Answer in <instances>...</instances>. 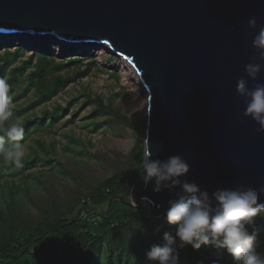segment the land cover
Returning a JSON list of instances; mask_svg holds the SVG:
<instances>
[{
	"label": "water",
	"instance_id": "obj_1",
	"mask_svg": "<svg viewBox=\"0 0 264 264\" xmlns=\"http://www.w3.org/2000/svg\"><path fill=\"white\" fill-rule=\"evenodd\" d=\"M0 35L105 46L136 71L145 179L128 207L264 209V0H0Z\"/></svg>",
	"mask_w": 264,
	"mask_h": 264
},
{
	"label": "trees",
	"instance_id": "obj_2",
	"mask_svg": "<svg viewBox=\"0 0 264 264\" xmlns=\"http://www.w3.org/2000/svg\"><path fill=\"white\" fill-rule=\"evenodd\" d=\"M4 43L0 40V48ZM81 61L58 62L45 54L27 58L22 48L0 51V264H242L250 250L263 247L264 211L248 213L246 222L240 225V216L223 222L203 210L176 250L174 242L182 218L165 228L149 216L147 206L136 210L125 204L130 202L133 186L145 178L144 142L134 148L128 166L101 184L86 187L82 197H72L66 207L49 197L43 206H37V220L21 219L26 212L21 193L28 195L25 186L32 177L28 172L44 166L79 180L58 162L56 143L49 148L37 140L41 153L34 150L31 156L19 160L11 151L32 136L54 129L79 101L75 99L66 109L57 106L45 111L35 120L26 118L27 113L50 103L98 69H93V62L81 67ZM69 68L73 72H68ZM111 76L119 79L115 73ZM31 92L35 96L32 103L14 106ZM84 98L82 107H93L96 117L92 133L101 128L112 130L113 123L131 127L128 118L114 111V98L107 100L89 93ZM76 116H70L64 126L73 124ZM99 118L106 122L98 123ZM69 140L73 142L74 138ZM18 179L23 186L14 183ZM36 180L40 186L45 185Z\"/></svg>",
	"mask_w": 264,
	"mask_h": 264
},
{
	"label": "rangeland",
	"instance_id": "obj_3",
	"mask_svg": "<svg viewBox=\"0 0 264 264\" xmlns=\"http://www.w3.org/2000/svg\"><path fill=\"white\" fill-rule=\"evenodd\" d=\"M0 40H5L0 48L1 52L7 47L12 51L22 48L26 52L27 58L36 54H45V56L54 58L58 62L77 58L82 60L81 67L92 62L94 63L93 69L98 67L97 70H93L88 76L68 87L63 94L50 103L27 113L26 118L35 120L41 118L45 111H51L57 106L66 109L69 104L79 98V101L73 104L54 129L32 136L22 147H16L11 151L13 156L19 160L31 156L34 150L41 153L36 144L37 140L44 141L49 148L56 143L58 162L82 182L79 184V180L77 182L68 176L54 171L51 172L49 167L44 166L28 172L32 177L29 180L28 187L25 186L29 188L28 195L24 192L21 193L26 210L21 219L26 220L25 217H31L34 222L39 218L37 206H43L47 198H52L51 201L59 200V205L66 207L72 197H76L78 194L82 197L88 190L86 187L99 185L119 169L128 166L134 148L139 147L138 144L144 142L147 96L141 89H134L132 85L124 83L123 61L120 57L112 55L106 47L92 44H70L40 36L8 37L0 35ZM68 72H73V69L69 68ZM114 73L118 75L119 79L111 76ZM134 74L132 72L130 77L135 84H138L139 81ZM85 93L107 100L114 98V111L128 118L131 127L113 123L112 130L101 128L92 133L93 127L91 125L95 123L94 119L96 117L92 115L93 107H82L85 101ZM34 100V92H31L26 99L14 106H28ZM75 113H77V116L73 119V124L65 127L64 124L71 119L70 116L74 117ZM105 120V118L96 119L98 123H105ZM69 138H74L73 142H70ZM138 174L140 173L138 172ZM36 179L44 181L45 185L40 186ZM144 179L139 181L144 182ZM14 183L23 186L20 179ZM144 206L138 207L136 210H141ZM202 211L203 209L199 205L185 201L170 206L165 217L158 220L161 226L169 228L182 218L174 242L176 250L180 249L188 231L199 221ZM259 211L262 212L264 209ZM89 214H92V212H89ZM210 215V217H217L223 222L238 218H223L213 213H210ZM247 215L240 216L241 221L238 222L240 225H244ZM261 245L263 247L259 246L254 250H250L242 264H256L258 261H262V264H264V237ZM253 255L255 257H252Z\"/></svg>",
	"mask_w": 264,
	"mask_h": 264
},
{
	"label": "bare ground",
	"instance_id": "obj_4",
	"mask_svg": "<svg viewBox=\"0 0 264 264\" xmlns=\"http://www.w3.org/2000/svg\"><path fill=\"white\" fill-rule=\"evenodd\" d=\"M14 36H29V37H34V36H32V35H14ZM36 36H38V35H36ZM10 37H11V36H10ZM40 37H42V36H40ZM43 38H52V37L46 36V37H43ZM70 44H72V43H70ZM73 44H75V43H73ZM77 44H81V43H77ZM83 45H86V44H83ZM92 45H95V44H92ZM102 47H105V46H102ZM106 48H107V47H106ZM107 49H108V48H107ZM108 50H109V49H108ZM121 59H122V58H121ZM122 61H123V69H122V72H123V81H124V83H125V84H128V85H132V87H133L134 89H141V91L144 92V93L146 94V96H147V93H146L145 89L143 88V86H142L140 80L138 79V75L136 74V71L132 68V66H131L128 62L124 61L123 59H122ZM132 72L135 73L134 75L137 76V80L139 81L138 84H135V83L133 82V79L130 77L131 74H132ZM127 74H128V75H127ZM132 82H133V83H132ZM140 93H141V92H140ZM146 104H147V100H146Z\"/></svg>",
	"mask_w": 264,
	"mask_h": 264
}]
</instances>
